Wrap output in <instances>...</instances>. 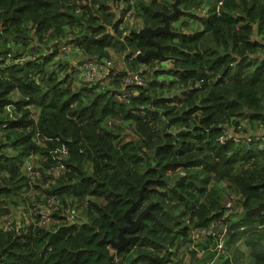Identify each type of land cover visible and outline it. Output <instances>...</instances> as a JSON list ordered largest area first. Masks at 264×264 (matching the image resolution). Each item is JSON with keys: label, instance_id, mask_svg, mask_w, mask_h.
Listing matches in <instances>:
<instances>
[{"label": "trees", "instance_id": "obj_1", "mask_svg": "<svg viewBox=\"0 0 264 264\" xmlns=\"http://www.w3.org/2000/svg\"><path fill=\"white\" fill-rule=\"evenodd\" d=\"M77 1L0 0V215L10 211L11 194L19 196L28 187L21 167L30 155L41 172L34 186L37 198L55 194L63 206L73 198L85 205L77 223L0 227V264H169L183 255L185 247L175 254L183 244L198 258L212 250L208 258L217 256L220 262L223 256L222 264L248 262L241 252L247 247L252 264H264V213L246 216L264 199V130H259L264 124V0H180L170 26L181 15L185 20L154 37L163 54L132 62L137 52L156 47L136 29L121 37L128 3L145 27L156 28L163 13L173 12L174 0L166 5L87 0L82 15L75 13ZM204 4L211 10L208 17L195 14ZM194 24L198 28L187 32ZM68 35L72 38L64 43L80 50L78 60L94 55L112 60L111 50L127 49L132 68L154 61L172 65L155 62L148 72L140 69L149 79L130 103L120 99L121 73L94 87L72 88V81L58 77L67 62L47 69L58 50L52 43ZM28 48L40 58L19 65ZM97 87L103 89L97 92ZM111 119L128 123L137 137L122 139L124 128H108ZM225 127L236 140L219 141ZM62 145L69 151L65 159ZM57 160L67 171L52 178L50 189L43 188L49 178L45 169ZM220 181L241 203L223 221V250L217 238H200L199 244L189 237L193 228L224 216V202L210 187ZM144 184L132 219L152 206L134 233L127 232L133 240L113 251L110 241L129 225L125 213Z\"/></svg>", "mask_w": 264, "mask_h": 264}, {"label": "built area", "instance_id": "obj_2", "mask_svg": "<svg viewBox=\"0 0 264 264\" xmlns=\"http://www.w3.org/2000/svg\"><path fill=\"white\" fill-rule=\"evenodd\" d=\"M87 3V0H78L77 6L75 9V13L77 15H82L84 12L87 13V10L83 8L82 5H85ZM101 4V2H99ZM94 5L96 7H99L98 5ZM133 2L130 4L128 3V6H130L129 11L127 12V15L124 18V21L120 24L119 30L121 31V37L126 36L130 30L134 31L136 29L137 32H139L142 28L137 29L138 23H136L138 18H136L135 10L133 7ZM222 2H219V4L216 7V12H220ZM195 14L201 16V17H208L211 14L210 8L204 4L203 6H200L195 10ZM220 15V13L218 14ZM127 21H130L127 23ZM140 21V20H139ZM138 21V22H139ZM239 27V26H237ZM108 29L115 33V28L112 26H108ZM36 41V40H33ZM60 50V54L55 56L58 58L60 55H64L68 51L67 45H64L62 43L58 46ZM78 52V51H76ZM80 53V52H79ZM141 52H137L134 54L133 57L129 58V62H132L133 59H137L138 55ZM128 54V53H127ZM40 58L39 53H26L23 56L20 57L19 65H24L26 62L29 61H37ZM127 59V56H126ZM7 63L9 60L7 59ZM76 63H69L67 65L68 68H66L65 77L70 79H74L75 75L79 77L80 83L85 84L90 87H94L102 82L104 77H108V82L114 78L116 75L121 73V97L120 99L126 103H130L131 100H133L135 97H137L140 94V88L146 86L147 84V77L146 72L144 70H137L132 67H130L129 62L127 60L128 66L124 69L117 68L113 61L108 57H99L97 55L92 56L91 58H86L85 60L81 61H74ZM74 82V81H73ZM37 83H40V79L37 81ZM75 83V82H74ZM100 89H103L101 87H97L96 91L98 92ZM12 105L6 106V111H11ZM30 109L35 112L34 106H30ZM33 118H36L37 115L33 113ZM112 120L108 121V125L112 126ZM224 126V125H223ZM259 130H264V124H261L259 126ZM126 132L131 134L134 138L137 137L136 133L133 131V129L129 126V124L126 126ZM236 140L237 134H233L230 132V129L225 127L223 129V133L219 138V141L221 143L226 142L229 139ZM250 141V138L247 139ZM60 152L61 158L65 159L69 155V151L65 145H62ZM24 176L27 179L28 187H24L22 190V194L19 195V197H23L24 201L21 202L20 205H18L15 209L12 207L15 205L13 204L10 207V211L1 216L0 219L3 222V225L0 226L1 228L7 227L10 224L14 223L15 216L20 215L22 221L18 223H22L25 225V227L35 229L37 227H47L48 225H51L53 228L58 227L62 224H70V223H77L79 221V214L77 212L76 206L77 201L75 199H70L67 203V206H63L61 202L57 199V196L55 194L52 195H43L42 202H34V206L30 205V197L32 195V191L35 189V183L39 182L38 178L40 176V171L36 169L35 166H31L29 164L24 165ZM41 167V165H40ZM46 173L48 174V180L44 181L42 183L43 188L50 189L52 178H56L60 176L62 173L65 174L67 171L65 169L64 164L57 160L55 164L48 169H45ZM237 196L231 195L229 199L227 200L226 204V212L224 213V216L221 220H213L209 226L207 227H201L196 228L192 231V239L197 240L200 238H217L219 240V249L223 250L225 247L226 242V227L224 228V231L219 232L218 227L223 226V221L229 217L231 212L230 210L233 209L234 202L237 200ZM60 212V213H59ZM58 214V215H57ZM196 234V235H195ZM195 235V236H194Z\"/></svg>", "mask_w": 264, "mask_h": 264}, {"label": "rangeland", "instance_id": "obj_3", "mask_svg": "<svg viewBox=\"0 0 264 264\" xmlns=\"http://www.w3.org/2000/svg\"><path fill=\"white\" fill-rule=\"evenodd\" d=\"M139 1V0H138ZM137 1V2H138ZM158 2H160L162 5H166L167 3H169L170 2V0H158ZM171 3H173V1L171 2ZM173 19V18H172ZM187 19V18H186ZM183 20H185V16L184 15H181L180 16V18L177 20H175V21H173V25H171L170 26V28H171V32L173 31V28H178L179 27V25H180V23L183 21ZM174 26V27H173ZM142 27H144V25H143V22L141 23V24H138L137 25V29H140V28H142ZM198 28V25L197 24H194V25H191V28H190V30H188L187 32H189V31H191V30H196ZM72 38V36H67V37H62L61 39H59V41L58 42H56V43H52V46H53V49L54 50H56L57 49V47L59 46V42H61L62 44L64 43V42H66L67 40H69V39H71ZM34 42V41H33ZM9 43H11L10 41H9ZM33 44H31V46H32ZM31 46L29 47V48H31ZM29 48L27 49V50H23V52H26V51H28L29 50ZM73 48H75V44L73 45ZM48 49H50V47L48 48ZM129 51L126 49V50H124V51H122V52H119V51H114V50H111V58H112V60H113V62H114V64H115V66L117 67V68H119V69H124L125 67H127L128 66V63H127V59H126V54L128 53ZM27 53V52H26ZM39 54H40V52H39ZM42 54V53H41ZM56 56H57V53H56ZM79 56H80V53L79 52H74L73 50H69V51H67L64 55H60L58 58H56V57H54V59L49 63V65L47 66V69L49 70V71H52V70H56L57 68H58V65L61 63V60L63 61V62H67L68 64L69 63H71V62H73V63H76V62H74L73 60H78V58H79ZM81 60H85V59H81ZM81 60H78V61H81ZM155 62H158V64H160L162 67H169V66H171L172 65V62L171 61H165V62H160V61H154L153 63H151V64H149V65H143V64H140V65H138L135 69H137V70H140V69H144V70H146L147 72L148 71H150V69L152 68V67H154L155 66ZM68 66L69 65H66V68H68ZM67 70V69H66ZM66 70L65 71H59V73H58V77H59V79H66L67 77H65V72H66ZM58 71V70H57ZM146 77H147V80L149 79L148 78V75L146 74ZM67 80H68V78H67ZM68 81H72V88L73 87H78V85H81V83H80V80H79V77L78 76H76L75 75V77H74V79L72 80V79H70V80H68ZM75 83H74V82ZM112 120V122H113V125L111 126V127H108V128H110V129H114V128H117V127H119L120 125L124 128L122 131H121V138L122 139H125V140H128L129 138H131V134H129V133H127L126 132V126L128 125V123H126V122H124V121H122V120H120V119H111ZM257 132V131H256ZM13 149L11 150V149H8L7 150V153L8 154H11V153H13ZM29 164V165H31V166H35L36 167V164H35V158H34V155H30L29 157H27V158H25V160H24V163H23V165H22V167H21V171H22V173H23V176H24V173H25V170H24V165L25 164ZM87 170H90V164H88L87 165ZM210 187L215 191V192H217V194H219L220 196H221V198H222V202H224V204H223V206H224V211L226 212V202H227V200L229 199V197L231 196V195H237L235 192H233L234 190L232 189V188H230L228 185H227V182H225V181H220V182H214V185H210ZM33 193H32V195H31V197H30V202H32V200H35L34 202H42V198H43V195H45L44 193H43V195L41 196V197H38L37 198V196H39L38 195V193H37V190L36 189H34L33 191H32ZM11 206L13 205V203H15V205L12 207L13 209H15L18 205H20L21 204V202L22 201H24V198L21 196V197H19L18 196V194L16 193V192H14L13 194H11ZM19 202V203H18ZM75 206H76V204H75ZM240 206H241V203H240V200H239V197H237V200L234 202V205H233V209L232 210H230L229 211V213L230 212H236L239 208H240ZM77 209H78V213H79V217H80V221H81V219H82V221H83V214H84V212H85V205H81V203H78L77 204ZM16 210V209H15ZM242 211V209L241 210H239V213ZM233 212V213H234ZM242 213V212H241ZM16 216H15V221H14V223L11 225L12 226V228L14 227V226H17V224L16 223H18V222H20V221H22V219H21V217H20V215H18V213L16 212ZM234 214H236V213H234ZM2 215H0V217H1ZM3 225V222H2V220L0 219V226H2ZM207 227V226H206ZM226 226L225 225H223V226H220V227H218V231L219 232H222V231H224V228H225ZM194 229H196V228H193V230ZM190 235V234H189ZM196 235V234H195ZM194 235V236H195ZM190 238H192L193 236L192 235H190L189 236ZM198 240V243L200 244V243H202L203 241L202 240H200V239H197ZM186 246L187 245H182L176 252H175V254H180L182 251H183V249H184V247H185V249H184V251H183V255L181 256V257H179L178 259H177V264H201L199 261V258L196 256V252H194V253H192L190 250H188L187 248H186ZM111 249L113 250V251H116V250H114L112 247H111ZM229 251V253L230 254H227L228 256H230V255H232L231 253H233V249L232 250H228ZM247 251H248V248L247 247H243L242 248V253H244V257H247V259H248V262H245V263H243V264H252V258L249 256L248 257V253H247ZM207 256V253H205L204 255H203V258L204 257H206ZM221 258V260L222 261H220V262H223L224 261V257L223 256H221L220 257ZM173 260H174V258H173ZM194 261H196V262H199V263H194ZM173 262V261H172ZM209 264H213V263H209Z\"/></svg>", "mask_w": 264, "mask_h": 264}, {"label": "water", "instance_id": "obj_4", "mask_svg": "<svg viewBox=\"0 0 264 264\" xmlns=\"http://www.w3.org/2000/svg\"><path fill=\"white\" fill-rule=\"evenodd\" d=\"M179 1L180 0H174L173 3L171 4L172 9H173V12L171 14H164L163 13V24L162 25H159L156 28L144 26V28L138 32L140 34V36L147 39L152 45H154L156 47L154 50H149L144 54L140 53L138 55V59L145 60V59H149L150 57L161 56L163 54L162 45L159 42L155 41L154 37L158 36L160 34L171 33L170 22H171L172 18H174V16L177 15V12L179 10L178 9ZM145 186H146V184H144L143 188L140 190V198L136 201H132V205L129 207V209L125 213V217L129 223V225L125 226L124 228H122L120 230V233H119L117 240H111L110 241L112 248L114 250H118V249L125 247L127 244H129L133 240L134 236H132V237L128 236L127 232L134 233V231L136 230V227L138 226V224L143 219V216L150 210V208L152 206V204L148 205L145 208V210L139 215L137 220L132 219L131 213L136 208V206L139 205V203L141 202V200L143 198ZM263 213H264V199L256 207L249 209L246 212V216H254L255 215V216L261 217L263 215Z\"/></svg>", "mask_w": 264, "mask_h": 264}, {"label": "crops", "instance_id": "obj_5", "mask_svg": "<svg viewBox=\"0 0 264 264\" xmlns=\"http://www.w3.org/2000/svg\"><path fill=\"white\" fill-rule=\"evenodd\" d=\"M142 23V21H139L138 22V24H141ZM64 45H67V47H68V51L69 50H73L74 52H76V51H78V52H80V50L78 49V48H74L73 49V44H70V43H63ZM57 55L58 54H60V50H59V48L57 47ZM73 61H77V60H73ZM212 250H210V249H206L205 251H204V254L205 253H207V256L206 257H202V258H199V262L201 263V264H209V263H213V264H222L223 262H218V257L217 256H215V257H211V258H208V253L209 252H211ZM181 257V256H180ZM179 258V257H178ZM208 260V261H207ZM199 262H194V263H199ZM169 264H177V262H171V263H169Z\"/></svg>", "mask_w": 264, "mask_h": 264}, {"label": "clouds", "instance_id": "obj_6", "mask_svg": "<svg viewBox=\"0 0 264 264\" xmlns=\"http://www.w3.org/2000/svg\"><path fill=\"white\" fill-rule=\"evenodd\" d=\"M144 28V27H143ZM74 199V198H73ZM77 204H78V202H77Z\"/></svg>", "mask_w": 264, "mask_h": 264}]
</instances>
